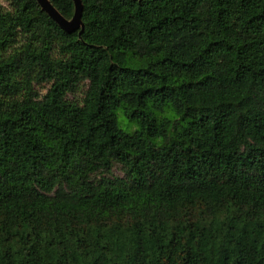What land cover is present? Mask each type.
<instances>
[{"label": "trees", "instance_id": "16d2710c", "mask_svg": "<svg viewBox=\"0 0 264 264\" xmlns=\"http://www.w3.org/2000/svg\"><path fill=\"white\" fill-rule=\"evenodd\" d=\"M6 2L0 264H264V0Z\"/></svg>", "mask_w": 264, "mask_h": 264}, {"label": "water", "instance_id": "95a60500", "mask_svg": "<svg viewBox=\"0 0 264 264\" xmlns=\"http://www.w3.org/2000/svg\"><path fill=\"white\" fill-rule=\"evenodd\" d=\"M74 4V12L70 19H65L49 2V0H37L42 10H44L63 30L71 32L79 30V34L83 30L81 20L82 2L81 0H72Z\"/></svg>", "mask_w": 264, "mask_h": 264}, {"label": "rangeland", "instance_id": "374dc122", "mask_svg": "<svg viewBox=\"0 0 264 264\" xmlns=\"http://www.w3.org/2000/svg\"><path fill=\"white\" fill-rule=\"evenodd\" d=\"M0 3H1L2 5H4V6L7 5L6 0H0ZM45 89H46V87H44V88L42 89V92H44ZM80 94H81V93H76V94H74V95H70L69 97H70V98L80 97ZM164 115H165V116H169V117H173V113H172L171 110L168 109V108L165 110ZM118 123H119V125H120L123 129H127V130H130V129H133V128L136 127V125H135L134 123H130V122H128V120L122 115V113H120V111H118ZM112 172H113L114 175H118V176L123 175L122 170H121L120 167L117 166V165L112 169Z\"/></svg>", "mask_w": 264, "mask_h": 264}]
</instances>
